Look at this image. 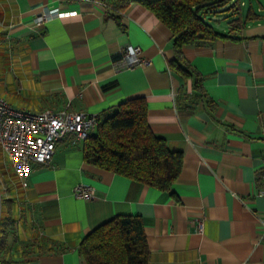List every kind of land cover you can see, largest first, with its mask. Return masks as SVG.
Returning <instances> with one entry per match:
<instances>
[{"label":"crops","instance_id":"obj_1","mask_svg":"<svg viewBox=\"0 0 264 264\" xmlns=\"http://www.w3.org/2000/svg\"><path fill=\"white\" fill-rule=\"evenodd\" d=\"M45 5L74 13L36 26ZM239 12L226 35L182 48L183 74L172 31L139 3L123 28L98 1L0 0V94L12 106L100 115L143 96L152 133L183 156L170 193L87 163L71 135L24 185L0 147V264H86L82 237L127 214L142 220L148 264H264V0H239ZM127 45L149 64L117 69ZM76 184L94 197L76 198Z\"/></svg>","mask_w":264,"mask_h":264},{"label":"trees","instance_id":"obj_2","mask_svg":"<svg viewBox=\"0 0 264 264\" xmlns=\"http://www.w3.org/2000/svg\"><path fill=\"white\" fill-rule=\"evenodd\" d=\"M103 3L105 15L123 27L125 10L139 3L153 12L173 33L177 57L170 64L189 74L182 48L226 34L210 23V15L230 0H93ZM229 31L240 25L239 0L229 7ZM124 28V27H123ZM95 130L83 140L84 160L131 180L172 193L182 166V152L155 136L147 122V103L133 96L97 115ZM78 251L86 264H148L149 252L138 215L112 216L87 232Z\"/></svg>","mask_w":264,"mask_h":264},{"label":"built area","instance_id":"obj_3","mask_svg":"<svg viewBox=\"0 0 264 264\" xmlns=\"http://www.w3.org/2000/svg\"><path fill=\"white\" fill-rule=\"evenodd\" d=\"M73 13L45 5L34 17V22L36 26H41L52 18ZM146 64H149V60L141 55V48L132 45L125 46L120 58L115 61L117 69ZM97 122V115L91 113L66 110L32 112L19 109L0 94V147L11 159L24 185L32 162L49 163L60 138L71 135L76 140H84L95 129ZM72 192L76 198L83 200L94 197V189L86 184H76ZM260 194H264V190ZM197 230L202 231L201 220L198 221Z\"/></svg>","mask_w":264,"mask_h":264},{"label":"rangeland","instance_id":"obj_4","mask_svg":"<svg viewBox=\"0 0 264 264\" xmlns=\"http://www.w3.org/2000/svg\"><path fill=\"white\" fill-rule=\"evenodd\" d=\"M234 0H230L227 2V4L221 8H219V10L216 13H213L212 15H210V19H209V23L216 29V30H220L223 26H226L228 24V20L231 18L232 14V10L229 9V7L233 4ZM252 2H255V0H252ZM256 4H253V10L260 14L257 10H256ZM248 8V5L243 6L241 8V10L246 11V9ZM264 13V12H262ZM4 234V228L0 229V242L2 240V235ZM1 244V243H0Z\"/></svg>","mask_w":264,"mask_h":264},{"label":"water","instance_id":"obj_5","mask_svg":"<svg viewBox=\"0 0 264 264\" xmlns=\"http://www.w3.org/2000/svg\"><path fill=\"white\" fill-rule=\"evenodd\" d=\"M1 194H2V192H1V189H0V208H1Z\"/></svg>","mask_w":264,"mask_h":264}]
</instances>
